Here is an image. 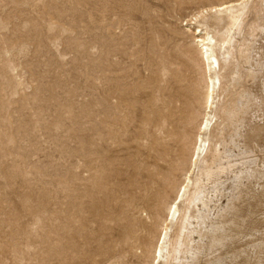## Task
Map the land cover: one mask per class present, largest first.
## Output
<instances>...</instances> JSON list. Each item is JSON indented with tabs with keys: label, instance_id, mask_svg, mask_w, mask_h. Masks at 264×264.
<instances>
[{
	"label": "rangeland",
	"instance_id": "obj_1",
	"mask_svg": "<svg viewBox=\"0 0 264 264\" xmlns=\"http://www.w3.org/2000/svg\"><path fill=\"white\" fill-rule=\"evenodd\" d=\"M196 29L231 53L207 138L238 178L180 262L264 264V0H0V264H153L205 107Z\"/></svg>",
	"mask_w": 264,
	"mask_h": 264
},
{
	"label": "bare ground",
	"instance_id": "obj_2",
	"mask_svg": "<svg viewBox=\"0 0 264 264\" xmlns=\"http://www.w3.org/2000/svg\"><path fill=\"white\" fill-rule=\"evenodd\" d=\"M234 7V4H221L212 7L210 11L228 13L233 25L237 30H240L242 15H236ZM201 15L203 14L201 13ZM193 20L190 23L191 25H194ZM188 31L191 32V28ZM193 37L203 64L202 81L205 85V107L201 112L202 119L197 126V138L194 153L191 156L190 167L183 169L184 172H187L186 177L184 182L180 184L176 197L169 206L163 224L164 229L160 233L154 251L153 264H181L180 254L183 253L182 247L184 246L185 238L189 233L195 232L190 231V228L196 222L199 223L203 220L204 210L210 207L212 198L225 186L227 181L229 182L231 179L233 180L232 182H235L238 178V173L234 172V170L232 171L228 163L233 154L230 148L232 137L226 139L227 146L224 150L222 149L224 142L221 139L207 138L208 134L213 132L214 121L217 118L218 106L216 98L222 85V71L224 69L221 66V61L227 64L231 53L227 52L222 58L216 55L213 47L214 38L209 33H204L201 29H196ZM232 42L233 40H230V43ZM184 136L185 133L182 132L181 135L175 138L177 145H181ZM195 156L196 159H194ZM216 162H220V164L216 165ZM176 163L180 165V160L175 158L172 162V167ZM193 167L198 172L193 170ZM172 173V169H169L167 175L164 176L165 182L170 181V174ZM164 216L162 215V217ZM158 218H160L159 215L155 219Z\"/></svg>",
	"mask_w": 264,
	"mask_h": 264
}]
</instances>
